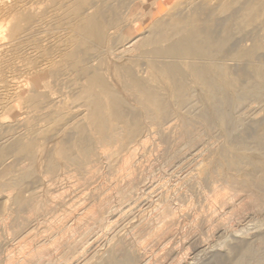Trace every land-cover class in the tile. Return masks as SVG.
I'll return each mask as SVG.
<instances>
[{
    "label": "bare ground",
    "instance_id": "obj_1",
    "mask_svg": "<svg viewBox=\"0 0 264 264\" xmlns=\"http://www.w3.org/2000/svg\"><path fill=\"white\" fill-rule=\"evenodd\" d=\"M0 264H264V0H0Z\"/></svg>",
    "mask_w": 264,
    "mask_h": 264
},
{
    "label": "rangeland",
    "instance_id": "obj_2",
    "mask_svg": "<svg viewBox=\"0 0 264 264\" xmlns=\"http://www.w3.org/2000/svg\"><path fill=\"white\" fill-rule=\"evenodd\" d=\"M158 166L161 167V168L159 169ZM157 167H158V168H157V170H156V172H155V178H156V176H157L156 179L158 180V177L160 176V175L158 176V174H159L161 171H162V172H161V175L164 174V171H163V170H164L165 167L162 168L163 166L160 165L159 162L157 163ZM158 170H159V171H158ZM163 176H164V175H163ZM168 177H169V176H168ZM165 178L167 179V177H165ZM193 251H194L193 249H189V250H188V253H189V254H193Z\"/></svg>",
    "mask_w": 264,
    "mask_h": 264
}]
</instances>
